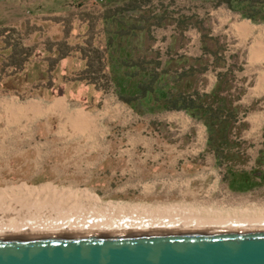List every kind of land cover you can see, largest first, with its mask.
<instances>
[{
	"label": "crops",
	"instance_id": "crops-1",
	"mask_svg": "<svg viewBox=\"0 0 264 264\" xmlns=\"http://www.w3.org/2000/svg\"><path fill=\"white\" fill-rule=\"evenodd\" d=\"M156 16L145 52L128 46L129 30L117 68L108 57L110 88L94 80V104L65 89L0 91V169L7 179L99 183L97 195L121 202H190L203 195L206 180L209 193L224 176L215 156L224 142L215 145L212 131L225 128L227 145L237 143L236 133L254 137L252 147L264 144V22L222 4ZM184 17L197 23L179 28Z\"/></svg>",
	"mask_w": 264,
	"mask_h": 264
},
{
	"label": "rangeland",
	"instance_id": "rangeland-1",
	"mask_svg": "<svg viewBox=\"0 0 264 264\" xmlns=\"http://www.w3.org/2000/svg\"><path fill=\"white\" fill-rule=\"evenodd\" d=\"M164 2L172 3V7L165 10ZM219 4L264 22V0H0V91L42 94L65 89L72 91L80 103L94 104L92 96L98 94V85L92 82L95 80L101 88H110L104 72L108 64L105 63L109 57L117 68L118 48L121 43L127 45L125 40H128L129 30L135 32L129 34L128 46L142 51L149 47L146 30L156 24V15H182L187 7L196 11ZM166 21L169 23L172 19H163L158 24ZM196 21V18L186 20L184 17L179 18L177 24L182 28L186 22L196 24ZM241 135L243 133L234 136L236 144L220 143L215 148V151L222 149L216 151L215 156L222 159L220 167L224 175L216 190L204 192L209 189V180H206L201 191L203 195L194 201L143 204L168 206L200 201L213 208L233 207L238 212L246 209L264 211V144L259 148L257 144L252 147L250 141L255 138L247 139ZM230 139H233L232 135ZM6 173L4 167L0 169V194L12 195L21 189L48 192L62 189L75 194H91L100 203L139 204L100 197L95 192L97 189L94 190L97 187V192L102 194L99 183H91L93 187L70 183L75 186L68 187L62 182L11 181Z\"/></svg>",
	"mask_w": 264,
	"mask_h": 264
},
{
	"label": "bare ground",
	"instance_id": "bare-ground-1",
	"mask_svg": "<svg viewBox=\"0 0 264 264\" xmlns=\"http://www.w3.org/2000/svg\"><path fill=\"white\" fill-rule=\"evenodd\" d=\"M206 204L196 201L168 206H123L114 202L100 203L91 194H75L70 190L21 189L12 195L0 194V238L177 230L264 231V211L256 213L246 209L238 212L233 207L213 208Z\"/></svg>",
	"mask_w": 264,
	"mask_h": 264
},
{
	"label": "water",
	"instance_id": "water-1",
	"mask_svg": "<svg viewBox=\"0 0 264 264\" xmlns=\"http://www.w3.org/2000/svg\"><path fill=\"white\" fill-rule=\"evenodd\" d=\"M0 264H264V231L0 238Z\"/></svg>",
	"mask_w": 264,
	"mask_h": 264
},
{
	"label": "trees",
	"instance_id": "trees-1",
	"mask_svg": "<svg viewBox=\"0 0 264 264\" xmlns=\"http://www.w3.org/2000/svg\"><path fill=\"white\" fill-rule=\"evenodd\" d=\"M151 78H152V77L150 76L149 80L147 81L148 84H150V79H151ZM151 81H152V80H151ZM148 88H149L148 86H144V87H142V88L140 87L139 89H140V90H143V92H145V91L149 90ZM150 91L152 92L153 89H151ZM160 91L164 92L165 90H163V89L161 88L158 92H160ZM146 105H148V103H146ZM225 130H226L225 128H221L220 130H215V131H212V132H211L210 137H211V140H213V141L216 143L215 145L218 146L220 140H221V141H224V143H225V142H228V143H229V141H228V134H227V131H225ZM219 151H220V150H219ZM263 174H264V172H263Z\"/></svg>",
	"mask_w": 264,
	"mask_h": 264
}]
</instances>
